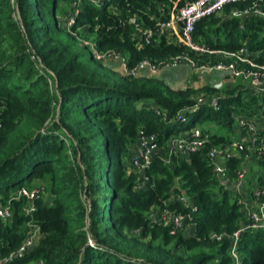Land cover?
<instances>
[{"label":"trees","instance_id":"1","mask_svg":"<svg viewBox=\"0 0 264 264\" xmlns=\"http://www.w3.org/2000/svg\"><path fill=\"white\" fill-rule=\"evenodd\" d=\"M193 1L0 0V204L10 203L12 211L10 220H0L1 258L38 230L35 246L12 264H232L231 240L216 242L211 235H233L248 219L240 197L220 186L208 154L233 147L236 117H259L264 96L244 84L176 89L97 57L116 54L129 69L145 60L164 66L180 56L199 65L215 60L166 35L146 44L129 24L136 19L156 33L159 23ZM259 13L264 0L228 4L196 24L194 40L212 51L245 47L264 64ZM182 111L185 122L178 120ZM195 128L206 138L203 147L168 163L171 140ZM141 132L155 135L159 148L144 175L131 166ZM262 140L264 132L258 149ZM237 153L223 160L230 183L247 164L245 152ZM34 182L41 187L27 214L29 200L16 194ZM257 185L263 189L264 179ZM183 193L198 209L192 232L172 234L170 226L151 223L158 207L189 212L176 200ZM239 250L243 264H264V229L243 230Z\"/></svg>","mask_w":264,"mask_h":264},{"label":"built area","instance_id":"2","mask_svg":"<svg viewBox=\"0 0 264 264\" xmlns=\"http://www.w3.org/2000/svg\"><path fill=\"white\" fill-rule=\"evenodd\" d=\"M247 1V0H195L188 3L186 6L177 9L171 16L170 20L164 23H159L157 29H161V35H166L168 40L173 41L175 44L182 45L188 50L192 51L195 55H215L216 59L212 61H205L200 64L192 59L190 56L177 57L172 62L164 65L157 66L149 60H145L137 65L133 69H129L124 58L116 55H99L98 59L101 60H117L120 62V67L123 73L137 76L144 72L150 73L155 76L167 69L178 68L183 65H187L200 74H205L212 71L224 72L234 78L249 79L251 81V87L256 93L264 96V64L255 63L250 57L247 56V48H242L237 53H231L226 51H212L205 45L199 44L194 40V32L196 24L203 18L220 13L224 7L228 4ZM262 14V13H259ZM264 16V14H262ZM236 16V15H235ZM241 16V15H238ZM73 23V19L70 20ZM129 24L135 27L138 36L142 38L144 43H149L152 37L156 34L153 30H146L139 26L136 19H131ZM88 44V43H87ZM36 61V58H32ZM212 105L217 107V98L212 99ZM260 117L263 122L261 130L256 127L250 120L237 117L236 128L240 131H245L252 135L257 141V136L260 132H264V101L260 105ZM178 120L185 122L184 112L178 114ZM157 137L155 135L146 136L142 132L139 134L137 144L135 146L133 157L131 159L132 169L138 173L144 175V172L150 168L152 158L154 154L159 150L156 143ZM206 138H203L202 131L199 128H195L187 134H182L180 137H175L170 142V151L167 162L170 163V159L173 155L180 154L183 156H190L192 153L199 151ZM234 148L237 145H233ZM232 150V149H231ZM230 149H223L222 147H214L210 150L208 158L214 166V171L217 175L219 184L225 189L234 188L237 196L240 197V203L244 206L248 224L244 227L253 231H259L264 229V188L256 189L254 191L255 201H251L244 196L241 192L246 183L245 174L241 173L238 180L235 183H230L225 176L226 167L224 161L230 157L232 153ZM259 160L264 164V140H262L258 149ZM224 160L223 162H221ZM145 180L148 178L144 177ZM39 191L27 190L25 188L18 192L17 198L25 197L29 200L30 205L26 208V213L31 214L35 208L33 202L36 200ZM176 200L184 206L189 212L183 213L178 210L162 209L160 207L155 208L150 214L149 218L152 224L155 225H168L171 227V233L175 234L178 231L184 233H190L193 230V216L192 214L197 212V208L192 204L186 193H183L176 197ZM12 217V211L10 203L7 205L0 204V220L7 222ZM238 231L233 235L227 233H213L211 235L212 240L216 242H222L225 239L231 240L229 247V257L232 260V264H243L242 256L239 250V238L240 233ZM39 238V231H31L21 245L12 252L9 256L1 258L0 264H12L15 261L21 260L29 250H31ZM41 264V263H37ZM211 264H218L217 262Z\"/></svg>","mask_w":264,"mask_h":264},{"label":"crops","instance_id":"3","mask_svg":"<svg viewBox=\"0 0 264 264\" xmlns=\"http://www.w3.org/2000/svg\"><path fill=\"white\" fill-rule=\"evenodd\" d=\"M177 70L175 76H172L170 77L171 79L174 78V83H184L183 84L184 87L186 86H194V87H200V86H204V85H210L207 81H205V77L207 76H210L209 73L211 72H208L206 73V76L202 77V75H205V74H200L198 72H196L194 69H192L191 67L187 66V65H183L178 67V68H174ZM119 70H121V67L119 66ZM165 71V70H164ZM164 71H162L161 73H164ZM215 72H219V71H215ZM160 73V74H161ZM142 74H148L150 75V73L148 72H144ZM160 74H158V78L161 79V76H159ZM219 74H222L224 77H227L229 75H227L226 73L224 72H220ZM194 75H197V79H194ZM232 77V76H231ZM234 78V77H232ZM234 79H237V80H243V81H247L245 82L247 85H249L248 87H251V81L249 79H238V78H234ZM196 80H201L199 81V84H195ZM180 83V84H181ZM227 84V83H225ZM211 86V85H210ZM220 88V87H218ZM225 88V87H224ZM176 89H179V88H176ZM237 118V117H236ZM250 120L251 122H253V124L256 125V127H258V129L261 130V127L263 126V122H262V119L261 117H257V118H253V119H248ZM238 131V132H237ZM236 132L237 134L239 135L240 134H246V136L242 137L241 138V141L242 143H236L237 147L235 148V154H238L236 151H238V148L239 149H242L243 152H245L246 156H247V161H246V165L245 167H249L250 170H252V175L250 176V180L252 181L250 186H252V189H253V192L258 189V185H257V182L259 181L260 178H263L264 179V174H263V171L261 169H259L258 167H256L257 163H255L256 161H259V157H258V148L256 146V141H255V138L250 135L249 133L245 132V131H240L239 129L236 128ZM186 134V133H184ZM233 151L234 148H231ZM223 162V160L221 161ZM247 183V181H246ZM249 199V198H248ZM31 264H37V263H31Z\"/></svg>","mask_w":264,"mask_h":264},{"label":"rangeland","instance_id":"4","mask_svg":"<svg viewBox=\"0 0 264 264\" xmlns=\"http://www.w3.org/2000/svg\"><path fill=\"white\" fill-rule=\"evenodd\" d=\"M87 43H89V41H87ZM105 62L107 63V65H109V66H111L113 68H118L119 69V66H120V62L119 61H117V60H106ZM176 72H177L176 69H167V70L164 71V73H161L159 76H161V79L166 81V83L170 87H172V88H182L184 86L183 84H185V82L184 83L180 82L181 84L180 83H174V80H173L174 78H172V79L170 78L172 76H175ZM219 73L220 72L212 71L211 73H209L210 76L207 77L206 73H205V75H202V77L206 76L205 77V81H207L211 86L220 87L221 89L226 87V86H235V85H242V84H244L245 86H249V85H247L248 84L247 81L237 80V79L232 78L231 76L224 77L222 74H219ZM155 76H158V75H155ZM199 81H201V80H199ZM199 81L196 80L195 84H199ZM245 82H247V84ZM225 83H227V84H225ZM209 127L213 131L220 132L222 134L226 133V131H224V129H220L217 126H215L214 124H210ZM237 132L234 135V144L233 145H236V143H242L241 138L246 136V134H240V133L238 135ZM232 148H234V146ZM236 152H238V151H236ZM232 153L235 154V148L232 151ZM255 163H257L256 167L261 169L263 171V174H264V165L259 163V161H256ZM243 169H244L243 173L245 174V179L247 181L250 178V176L252 175V170H250L249 167H245V166H244ZM40 187H41V184L39 182H34L32 184V186L30 187V189L38 191ZM27 190H29V189H27ZM231 190L233 191L234 195H237V193H236L234 188H231ZM252 191H253L252 186H250L249 182L247 181V183H245L244 187L242 188L241 192L244 193V196L246 198L250 199V192H252ZM17 195H18V192H17L16 196Z\"/></svg>","mask_w":264,"mask_h":264},{"label":"water","instance_id":"5","mask_svg":"<svg viewBox=\"0 0 264 264\" xmlns=\"http://www.w3.org/2000/svg\"><path fill=\"white\" fill-rule=\"evenodd\" d=\"M160 33H161V29L158 28V29H157V35H160Z\"/></svg>","mask_w":264,"mask_h":264}]
</instances>
